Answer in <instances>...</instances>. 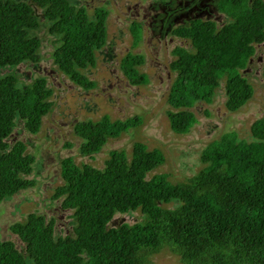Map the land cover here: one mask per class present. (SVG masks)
<instances>
[{"label": "trees", "instance_id": "trees-1", "mask_svg": "<svg viewBox=\"0 0 264 264\" xmlns=\"http://www.w3.org/2000/svg\"><path fill=\"white\" fill-rule=\"evenodd\" d=\"M78 0H0V67L40 60L41 40L32 31L40 27L36 7L43 10L49 32L60 45L53 52L58 68L76 84L92 89L96 82L80 69L95 65V50L107 42L105 7L90 19ZM217 9L229 20L222 26L196 18L172 30L189 39L193 51L177 46L171 69L178 74L168 102L171 129L188 133L198 122L189 110L198 101L211 103L215 89L225 83L226 107L236 111L254 93L245 69L264 43V0H218ZM135 43L141 26L132 23ZM143 55L128 54L121 69L133 85L148 77L137 66ZM52 89L44 78L18 85L15 74L0 75V202L35 184L33 155L22 141L8 138L17 119L37 133L53 105ZM208 113V112H207ZM140 117L111 121L86 120L74 126L82 138L80 152L92 155L109 138L140 123ZM252 139L223 132L202 150L200 170L184 181L173 182L171 173L153 171L166 161L164 152L134 142L131 153L114 149L104 169L62 162L64 184L53 199L71 210L73 233L56 235L55 219L30 212L10 230L23 244L0 240V264H145L146 255L167 250L182 264H264V117L251 124ZM69 145V144H67ZM176 202L174 208L161 203ZM141 211L142 220L109 226L116 214Z\"/></svg>", "mask_w": 264, "mask_h": 264}, {"label": "rangeland", "instance_id": "rangeland-1", "mask_svg": "<svg viewBox=\"0 0 264 264\" xmlns=\"http://www.w3.org/2000/svg\"><path fill=\"white\" fill-rule=\"evenodd\" d=\"M77 7L84 6L90 19L95 18V9L105 7L107 42L95 50V65L80 69L89 79L96 82L92 89H85L72 81L54 62L53 52L60 45L58 37L49 32L43 10L36 7L40 27L32 31L39 36L40 60L26 61L17 66L0 67V75L13 73L18 85H29L37 78H44L52 89L51 110L43 116L37 133L29 132L22 119L8 141L10 144L22 141L26 153L34 156L28 179L35 184L19 191L0 202V240H13L18 248L23 244L10 230V225L23 221L30 212L53 217L56 235L73 233L75 219L72 211L61 207L60 199H53L56 187L65 183L62 162L71 158L77 166L89 164L104 169L110 152L124 149L131 153L134 142L141 141L149 148L161 149L166 161L153 172L171 173L173 182L184 181L202 167V150L223 132L234 130L238 138L252 139L251 124L264 117V43L256 46L248 66L241 73L253 85L251 99L236 111L226 107L224 80L215 89L213 101H198L191 110L198 122L188 133L174 132L170 127L167 112L174 110L168 102L170 90L178 74L171 69L177 55L173 50L179 46L193 51L189 39L180 38L172 30L181 25H189L191 20L201 18L213 20L222 26L229 19L218 14V0H78ZM132 23L141 26L139 40L135 43ZM128 54L143 55V62L137 66L145 73L148 82L133 85L121 69L123 58ZM208 112V113H207ZM108 115L111 121L139 116L140 123L121 133L117 138H109L98 152L84 155L80 152L82 138L76 134L74 126L78 122L99 121ZM69 144V145H67ZM174 208L176 202L161 203ZM141 211L116 214L109 226L123 222L133 224L142 220ZM145 264H182L179 257L167 250L146 255Z\"/></svg>", "mask_w": 264, "mask_h": 264}, {"label": "flooded vegetation", "instance_id": "flooded-vegetation-1", "mask_svg": "<svg viewBox=\"0 0 264 264\" xmlns=\"http://www.w3.org/2000/svg\"><path fill=\"white\" fill-rule=\"evenodd\" d=\"M218 11V10H217ZM218 14H220V12L218 11ZM223 14V13H222Z\"/></svg>", "mask_w": 264, "mask_h": 264}]
</instances>
